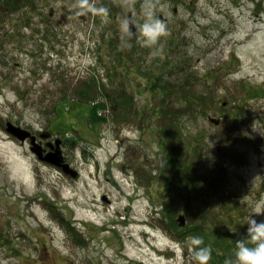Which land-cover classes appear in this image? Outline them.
Here are the masks:
<instances>
[{
	"label": "rangeland",
	"instance_id": "rangeland-1",
	"mask_svg": "<svg viewBox=\"0 0 264 264\" xmlns=\"http://www.w3.org/2000/svg\"><path fill=\"white\" fill-rule=\"evenodd\" d=\"M9 3L11 13L0 11V264H43L34 252L43 247L56 264H198L190 236L170 231L162 214L170 149L180 153L176 176L216 172L225 196L210 195L193 216L176 194L170 214L185 217L180 228L197 220L210 223L205 232L221 225L246 234L247 217L264 203V0H130L138 39L123 0ZM153 16L169 32L155 45L141 32ZM92 77L97 88L123 86L130 123H113L106 99L105 107L76 101ZM156 82L171 84L170 93L152 89ZM7 121L69 140L63 154L80 179L65 175V188L60 170L6 133Z\"/></svg>",
	"mask_w": 264,
	"mask_h": 264
},
{
	"label": "trees",
	"instance_id": "trees-1",
	"mask_svg": "<svg viewBox=\"0 0 264 264\" xmlns=\"http://www.w3.org/2000/svg\"><path fill=\"white\" fill-rule=\"evenodd\" d=\"M4 2L5 5H7ZM114 39V38H113ZM116 42V44L114 43ZM117 41L116 39L112 40L110 43L111 51H114L115 58L120 60L124 58V55H121L119 48L117 47ZM121 56V57H120ZM109 69V68H108ZM191 80L190 76H185L181 79V87L185 88L188 87V83ZM157 82H160L158 79ZM152 87V89L159 92H163L165 95L170 93V85L171 84H157ZM84 87V90L81 91V93H76V101L79 103H86V104H92L93 102H99L96 104V107H105L104 106V100L106 99L108 102H110L111 110L114 112V119H112L113 123L115 122H122L124 124L130 123L133 111L131 110L133 105V100L131 96H129L125 89H123V86H106L101 85V88H97L96 81L91 79L90 83H84L82 84ZM66 97H63V100ZM74 100V99H73ZM198 106L199 108L202 107L203 101H205V98L200 95L198 97ZM226 102V101H225ZM227 103V102H226ZM209 104H213V100L209 101ZM56 111V110H55ZM106 123V122H104ZM164 133V131H163ZM177 133V132H176ZM166 169L170 170V172L173 174L172 177H167L165 179L166 185L164 187V194L167 198H169V203L164 202L163 211L162 214L165 213L166 217H168L167 223L165 224L166 227L172 232H177L178 237L185 238L186 236H200L203 238L204 244L203 246H208L211 248L212 252V259L209 261V264H223V261L226 257L232 256L234 253L235 248V240L242 238V236L235 237L231 234V231L228 230V227L217 225L213 228H209L205 232L203 231V228L207 226V224H210L208 222L203 223L202 225L197 224V220L195 221V224L193 228L187 229L178 227L177 222L174 215L170 214L171 210H173L174 203H172L173 199L177 195H179L181 199V206L184 208H193V211L195 213H192L193 216L199 215V210L204 209L207 205V202H209V196H218L220 199H225V196L221 195L219 191L216 190L221 187L220 180L218 179V176L216 172H204L201 175L196 176L193 172H196L195 167H192L191 170L184 176V177H178L175 173L178 172V165L177 162L180 158V153L175 152L174 150H169L166 152ZM176 181H175V180ZM205 183L207 187L202 186V184ZM177 184V185H176ZM173 189V190H172ZM172 190V191H171ZM177 194V195H176ZM183 201V202H182ZM52 210V209H51ZM234 211V210H233ZM240 211H243L242 208H240ZM53 212L52 215L54 219H58V221L64 225V227H67L69 232L73 233L72 237L74 238L75 242H78L80 244H83V239L80 237L78 232H75V229L70 225L69 222L65 221V218L62 217V215L57 211H51ZM208 228V226H207ZM186 231H188V234H186ZM246 234L243 235L245 237ZM212 237L213 240L210 238Z\"/></svg>",
	"mask_w": 264,
	"mask_h": 264
},
{
	"label": "clouds",
	"instance_id": "clouds-1",
	"mask_svg": "<svg viewBox=\"0 0 264 264\" xmlns=\"http://www.w3.org/2000/svg\"><path fill=\"white\" fill-rule=\"evenodd\" d=\"M93 10L96 9L93 8ZM99 11L105 16L108 14L106 8H101ZM141 32L142 36L153 45L157 44L162 37L169 35L165 22L156 16H153L150 23L142 26ZM256 216H264V203L255 205L254 210L244 223L248 226L246 236L235 240L234 253L232 256L226 257L223 264H264V220L257 221L254 218ZM189 241L198 264H209L212 259V252L208 246L201 247L204 244L203 238L193 236L189 238ZM167 248L172 251L169 247Z\"/></svg>",
	"mask_w": 264,
	"mask_h": 264
},
{
	"label": "water",
	"instance_id": "water-1",
	"mask_svg": "<svg viewBox=\"0 0 264 264\" xmlns=\"http://www.w3.org/2000/svg\"><path fill=\"white\" fill-rule=\"evenodd\" d=\"M123 4L126 8V14H127V24L129 25V33L131 36H134L135 38H138V35L136 33V26L133 23L132 20V12H131V3L130 0H123ZM210 123H213L215 125L219 124V120L216 118H210ZM6 132L10 133L13 137L17 138L21 142H24L26 140L30 141V150L32 153L36 156V158L39 161H44L47 164H50L51 166H55L62 169V172L69 175L71 178L75 179L77 176V171L69 167L67 163L64 162V158L61 156L60 148L58 147V142H56V147L52 152H46L41 148L38 144H36V137L32 136L30 133H28L26 130H23L21 127H15L10 122H7L6 124ZM40 137H46L43 134L40 135ZM177 224L180 227L185 226V217L178 215L177 218Z\"/></svg>",
	"mask_w": 264,
	"mask_h": 264
},
{
	"label": "flooded vegetation",
	"instance_id": "flooded-vegetation-1",
	"mask_svg": "<svg viewBox=\"0 0 264 264\" xmlns=\"http://www.w3.org/2000/svg\"><path fill=\"white\" fill-rule=\"evenodd\" d=\"M20 1L21 0H14V3H15V5H19L20 4ZM9 2H11L10 0H9ZM17 9V8H16ZM6 11V9H5V5H0V11ZM12 10H13V7L12 8H10V10L8 11V13H11L12 12ZM17 11H18V9H17ZM44 132V134H48L47 135V137L48 138H46V139H44V140H41L40 139V134H42V133H37V135H38V139H37V142L39 143V145L40 146H42V148L44 149V150H46L47 152H50V151H52V150H54L56 147H55V144H53L54 143V141L56 142V136H54V135H52V134H49V133H46L45 131H43ZM66 140L64 139V138H62L61 140H60V146L59 147H61V154H62V156H63V158H65V161H67L66 160V158L67 157H65V155L63 154V149L65 148L64 146L66 145ZM69 163V162H68ZM70 164V163H69ZM56 170V171H59V169H57V168H54V167H52V170ZM55 171V172H56ZM57 173V172H56ZM61 176H63V175H61ZM80 176L81 175H78L76 178V180H79L80 179ZM64 177V182H65V188H66V179H65V175L63 176ZM75 180V181H76ZM65 204H67L66 205V209H68V200H66L65 201ZM43 246V245H42ZM34 252H37V260L39 261V263H43V264H47V263H50V264H52V262H55V259H57V258H59V257H54V258H52V257H49L48 255H46L45 253H44V247H43V249H42V251H39V250H34ZM60 259H62L63 261H68V263L69 264H73L70 260H69V258H60ZM29 261H30V259H25V263H29ZM55 264H56V262H55Z\"/></svg>",
	"mask_w": 264,
	"mask_h": 264
}]
</instances>
